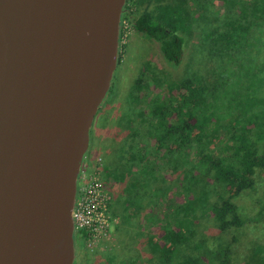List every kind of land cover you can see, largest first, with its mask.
Wrapping results in <instances>:
<instances>
[{"label": "trees", "instance_id": "1", "mask_svg": "<svg viewBox=\"0 0 264 264\" xmlns=\"http://www.w3.org/2000/svg\"><path fill=\"white\" fill-rule=\"evenodd\" d=\"M212 1L125 0L120 20L128 19L176 67L192 21L197 12L203 18ZM222 7L223 31L203 33L216 69L208 77L192 73L173 81L141 71L129 92L132 103L144 101L143 111L129 119L133 141L122 166L107 160L104 167L109 211L119 217L115 232L131 233L138 228L135 218L148 219L143 237L155 264H235L232 244L222 236L198 237L199 219L208 216L219 233L241 227L245 217L234 199L264 171V85L259 97L252 92L256 80L264 82V34L256 33L264 30V0H222ZM142 123L143 139L137 140ZM166 166L176 173L168 188L158 184V171ZM86 236L85 230L73 232L76 257Z\"/></svg>", "mask_w": 264, "mask_h": 264}, {"label": "water", "instance_id": "2", "mask_svg": "<svg viewBox=\"0 0 264 264\" xmlns=\"http://www.w3.org/2000/svg\"><path fill=\"white\" fill-rule=\"evenodd\" d=\"M125 0H0V264H73L90 128Z\"/></svg>", "mask_w": 264, "mask_h": 264}, {"label": "rangeland", "instance_id": "3", "mask_svg": "<svg viewBox=\"0 0 264 264\" xmlns=\"http://www.w3.org/2000/svg\"><path fill=\"white\" fill-rule=\"evenodd\" d=\"M225 13L222 0H214L206 4L203 18L197 12V18L192 21L191 33L187 36L182 61L176 67H171L164 61L154 41L135 32L132 27L124 30L119 42L121 62L116 66L109 90L93 119L89 132L90 146L80 167L83 171L91 173L100 166V178L106 192L108 187L103 176L104 167L112 161L122 166L123 155H127L128 145L133 141L131 132L135 130L132 128L133 121L129 119L144 109V101L138 104L130 101L129 92L135 79L145 69L154 72L162 79L172 81L192 73L205 77L211 75L218 61L207 53L208 45L203 39V33L204 30L213 27L223 31ZM125 20L129 22L128 19ZM256 33L263 35L264 30L258 29ZM261 53H264V50ZM262 85L264 82L260 85L257 80L255 81L253 96L259 97L258 95L262 93ZM136 94L140 95L139 92ZM139 125L140 129L136 132V137L137 140H142L145 129L142 128L143 123ZM119 155L121 158H118ZM97 157H101V164L97 163ZM134 171L137 172V168H134ZM175 174L171 173L166 166L158 171V184L168 188L174 182ZM262 198H264V171L256 173L255 185L252 189L234 199L245 217L244 224L237 229L219 233L211 219L203 216L199 219L197 227L198 237L201 233L211 240L222 236L223 242L232 244L235 264H246L247 261L256 264L257 260L264 261V212L263 216L259 214L263 208ZM118 221L119 217H113L110 213L107 235L99 240L86 242L73 264H121L120 262L126 259H135L136 264H155L151 252L145 248L146 243L143 237L148 229L146 226L148 219L142 220V215L138 219L135 218L138 228L133 227L130 229L131 233L126 234L115 232V224ZM135 224L133 226H137ZM152 229H154L153 226Z\"/></svg>", "mask_w": 264, "mask_h": 264}, {"label": "built area", "instance_id": "4", "mask_svg": "<svg viewBox=\"0 0 264 264\" xmlns=\"http://www.w3.org/2000/svg\"><path fill=\"white\" fill-rule=\"evenodd\" d=\"M130 27L132 25L125 18L120 20L122 34ZM96 160L101 164V157H97ZM109 204L110 195L100 178V166L91 173L80 168L72 218L73 231L85 230L87 235L85 243L94 239L99 240L107 235L110 223Z\"/></svg>", "mask_w": 264, "mask_h": 264}, {"label": "crops", "instance_id": "5", "mask_svg": "<svg viewBox=\"0 0 264 264\" xmlns=\"http://www.w3.org/2000/svg\"><path fill=\"white\" fill-rule=\"evenodd\" d=\"M89 146H90V140H89ZM89 146H88V147H89ZM85 156H87V153H85L84 157H85ZM91 156H92V155H91Z\"/></svg>", "mask_w": 264, "mask_h": 264}, {"label": "flooded vegetation", "instance_id": "6", "mask_svg": "<svg viewBox=\"0 0 264 264\" xmlns=\"http://www.w3.org/2000/svg\"><path fill=\"white\" fill-rule=\"evenodd\" d=\"M75 257H76V255H75ZM75 259V258H74Z\"/></svg>", "mask_w": 264, "mask_h": 264}, {"label": "bare ground", "instance_id": "7", "mask_svg": "<svg viewBox=\"0 0 264 264\" xmlns=\"http://www.w3.org/2000/svg\"><path fill=\"white\" fill-rule=\"evenodd\" d=\"M120 38V37H119Z\"/></svg>", "mask_w": 264, "mask_h": 264}]
</instances>
